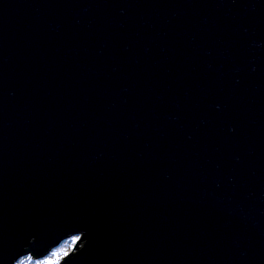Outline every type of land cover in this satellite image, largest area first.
Segmentation results:
<instances>
[{"label": "water", "instance_id": "water-1", "mask_svg": "<svg viewBox=\"0 0 264 264\" xmlns=\"http://www.w3.org/2000/svg\"><path fill=\"white\" fill-rule=\"evenodd\" d=\"M264 264V0H0V264Z\"/></svg>", "mask_w": 264, "mask_h": 264}, {"label": "rangeland", "instance_id": "rangeland-1", "mask_svg": "<svg viewBox=\"0 0 264 264\" xmlns=\"http://www.w3.org/2000/svg\"><path fill=\"white\" fill-rule=\"evenodd\" d=\"M68 241H70L69 242V245L71 246V248L73 247V245H74V243H75V241H76V238L74 237V238H71L70 240H68ZM53 251H58V256H57V258H55V257H53V256H50V254H49V256H47V257H44V258H42V259H39V260H35V261H33L30 257H25L24 259H22V260H26V259H29V260H31V261H33L34 262V264H60V261H61V259H62V253H64V251H65V247H63V248H61L60 249V247H58V248H56L55 250H53ZM52 251V252H53Z\"/></svg>", "mask_w": 264, "mask_h": 264}, {"label": "trees", "instance_id": "trees-1", "mask_svg": "<svg viewBox=\"0 0 264 264\" xmlns=\"http://www.w3.org/2000/svg\"><path fill=\"white\" fill-rule=\"evenodd\" d=\"M69 242L70 241H66V242L62 243L59 246L60 249L63 248V247H65V251H64V253H62V256L61 257H63L64 255H66L71 250V246L69 245ZM57 253H58V251H53L50 254V256H53V257L57 258V256H58ZM17 264H34V262L31 261V260H29V259H26V260H20Z\"/></svg>", "mask_w": 264, "mask_h": 264}]
</instances>
